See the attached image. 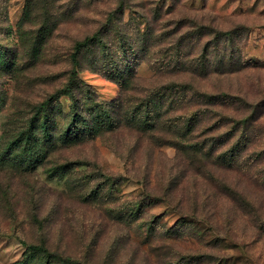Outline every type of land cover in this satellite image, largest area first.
I'll list each match as a JSON object with an SVG mask.
<instances>
[{
	"label": "rangeland",
	"instance_id": "374dc122",
	"mask_svg": "<svg viewBox=\"0 0 264 264\" xmlns=\"http://www.w3.org/2000/svg\"><path fill=\"white\" fill-rule=\"evenodd\" d=\"M0 264H264V0H0Z\"/></svg>",
	"mask_w": 264,
	"mask_h": 264
},
{
	"label": "trees",
	"instance_id": "16d2710c",
	"mask_svg": "<svg viewBox=\"0 0 264 264\" xmlns=\"http://www.w3.org/2000/svg\"><path fill=\"white\" fill-rule=\"evenodd\" d=\"M95 36L96 35H93V36H91V37H89V36H87L84 40H82V41H79V42H77V44L75 45V48H76V52L73 54V61L75 62V63H77V52H78V50H80L81 48H82V46L83 45H87L89 42H90V40L92 41V40H94L95 39ZM73 83H72V80H70V83H68V86H67V88H64L63 90H62V92H60V93H65V91H70L72 88H73ZM44 106H46V104L44 103L43 105H42V108H45ZM47 107V106H46ZM110 119V118H109ZM111 119H112V117H111ZM115 120V119H114ZM147 129H153L154 128V125L153 124H150V127H146ZM77 133L79 134V135H77ZM81 132L80 131H76V132H73V127H71L70 129H69V131L67 132V136L69 135V136H79V137H81L83 134H81ZM24 243V242H23ZM28 248L31 250V251H36V252H40V251H42V252H45V248L43 247V246H41V245H28Z\"/></svg>",
	"mask_w": 264,
	"mask_h": 264
}]
</instances>
